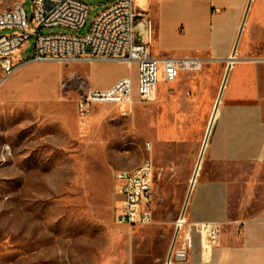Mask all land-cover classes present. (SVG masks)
Masks as SVG:
<instances>
[{"label": "rangeland", "instance_id": "1", "mask_svg": "<svg viewBox=\"0 0 264 264\" xmlns=\"http://www.w3.org/2000/svg\"><path fill=\"white\" fill-rule=\"evenodd\" d=\"M16 1L0 0V11ZM85 1L91 9L83 28L46 27L41 33L87 34L112 0ZM24 6L30 19L32 0ZM11 32L1 30L0 36ZM29 42L22 59L31 55L33 37ZM135 71V64L114 61L30 63L1 81L0 68V264H164L181 206L174 196H155L167 162L163 151L152 156V223L131 229L116 218L115 175L151 159L149 115L158 96L125 109L97 105L87 115L76 108L84 91L108 88L124 75L135 77ZM235 214L232 205L230 215Z\"/></svg>", "mask_w": 264, "mask_h": 264}, {"label": "crops", "instance_id": "2", "mask_svg": "<svg viewBox=\"0 0 264 264\" xmlns=\"http://www.w3.org/2000/svg\"><path fill=\"white\" fill-rule=\"evenodd\" d=\"M135 4L138 23H150V50L159 47L153 56L202 59L201 69L160 82L159 109L149 115V158L163 151L167 161L155 196H174L181 208L188 201L190 221L220 228L209 261L197 238L190 260L181 264H264V0ZM198 157L202 170L190 189ZM248 167L253 170L225 172Z\"/></svg>", "mask_w": 264, "mask_h": 264}, {"label": "built area", "instance_id": "3", "mask_svg": "<svg viewBox=\"0 0 264 264\" xmlns=\"http://www.w3.org/2000/svg\"><path fill=\"white\" fill-rule=\"evenodd\" d=\"M136 0H112L94 18L90 31L85 35L66 33H41L43 28H83L90 6L85 0H32L31 18L25 11V0H17L12 8L0 17V31L11 33L0 36L1 81L30 63H94L114 61L136 65V80L127 74L104 89H88L79 95L76 108L87 115L97 105L114 104L121 109L134 102L135 94L141 103L155 101L158 86L176 82L181 73L201 69L202 59L193 57H155L150 44L139 43L136 37L138 13ZM29 58L20 53L30 46ZM154 162L141 168L135 176L116 173L115 190L119 199L117 221L129 228L145 226L154 218ZM185 201L174 221L173 232L164 264H181L190 260L198 238L203 257L210 260L211 249L217 245L220 228L216 222L194 223L187 216Z\"/></svg>", "mask_w": 264, "mask_h": 264}, {"label": "bare ground", "instance_id": "4", "mask_svg": "<svg viewBox=\"0 0 264 264\" xmlns=\"http://www.w3.org/2000/svg\"><path fill=\"white\" fill-rule=\"evenodd\" d=\"M11 9V8H10ZM10 9H4V10H1L0 11V17L2 16V14H3V12H5V11H8V10H10ZM231 59H234V58H232L231 57ZM217 103V102H216ZM217 106V105H216ZM215 112V111H214ZM214 117V116H213ZM208 132H209V128H207V130H206V133H205V136H204V141H205V139H206V136H207V134H208ZM203 141V143H202V148H204L203 146H204V142ZM202 151V150H201ZM201 156V155H200ZM199 156V157H200ZM198 157V161H197V165H196V168H195V170H194V172H193V176H192V178H191V180H190V189L193 187V185H194V183H195V181H196V178H197V176H198V172H200V169H201V165H202V158H199ZM202 157V156H201ZM151 159H149V160H147L143 165H141V166H139L138 168H136L135 170H132V171H124V170H121V171H119L118 173L119 174H122V175H127V176H135V175H137L138 173H139V171L141 170V168H144L146 165H148V163H149V161H150ZM190 189H189V191H190Z\"/></svg>", "mask_w": 264, "mask_h": 264}, {"label": "water", "instance_id": "5", "mask_svg": "<svg viewBox=\"0 0 264 264\" xmlns=\"http://www.w3.org/2000/svg\"><path fill=\"white\" fill-rule=\"evenodd\" d=\"M148 33H149L148 22L145 23V25L143 26L142 23H138L137 21V26H136L137 41L139 43H148ZM207 138H208V134L206 136V141H207ZM206 141H205V144H206Z\"/></svg>", "mask_w": 264, "mask_h": 264}]
</instances>
